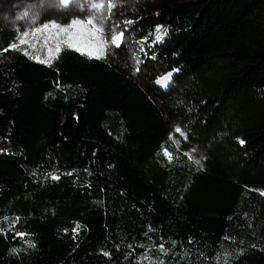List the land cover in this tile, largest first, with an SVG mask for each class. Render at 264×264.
Instances as JSON below:
<instances>
[{"label":"trees","instance_id":"16d2710c","mask_svg":"<svg viewBox=\"0 0 264 264\" xmlns=\"http://www.w3.org/2000/svg\"><path fill=\"white\" fill-rule=\"evenodd\" d=\"M130 14L205 155L172 138L170 85L71 48L35 61L0 23V264H264V0Z\"/></svg>","mask_w":264,"mask_h":264},{"label":"rangeland","instance_id":"374dc122","mask_svg":"<svg viewBox=\"0 0 264 264\" xmlns=\"http://www.w3.org/2000/svg\"><path fill=\"white\" fill-rule=\"evenodd\" d=\"M143 1L0 0V23L19 31L18 44L35 61L52 64L61 49L71 48L90 57L106 55L117 61L145 90L170 85L178 98L177 104L165 111L170 134L189 159L199 163L207 144L199 136L194 106L180 95L186 85L177 86L170 79L158 84L157 80L167 75L146 66L140 56L143 47L136 35L138 27L131 25L129 16ZM89 20L92 24L88 23ZM77 21L79 23H74ZM118 34H122L119 47L111 43L113 36ZM121 45L127 56L120 50ZM177 128L180 132L176 131Z\"/></svg>","mask_w":264,"mask_h":264},{"label":"snow or ice","instance_id":"6c2138e0","mask_svg":"<svg viewBox=\"0 0 264 264\" xmlns=\"http://www.w3.org/2000/svg\"><path fill=\"white\" fill-rule=\"evenodd\" d=\"M74 23H79V22L77 21V22H74ZM88 23H89V24H92V21L89 20ZM53 27H55V25H53ZM157 31L159 32V29H158ZM121 38H122V34L115 35V36H113L111 43H112L113 45L119 47V44H120ZM157 38L159 39V35L157 36ZM57 50H58V49H57ZM100 54H101V55L103 54V45H101V48H100ZM97 58H99V57H97ZM170 76H171V73H169L167 76L162 77L161 79L157 80V83H158V84H164V83L170 78ZM176 131H177V132H180V129L177 128ZM240 143L243 144L244 141L241 140ZM165 155H169V154L167 153V151H165ZM169 158L171 159L170 156H169ZM53 178L55 179V178H57V177H53ZM20 235H23V234L21 233Z\"/></svg>","mask_w":264,"mask_h":264}]
</instances>
